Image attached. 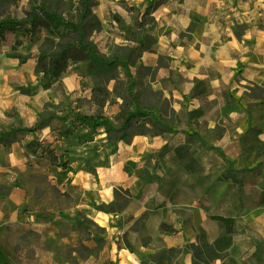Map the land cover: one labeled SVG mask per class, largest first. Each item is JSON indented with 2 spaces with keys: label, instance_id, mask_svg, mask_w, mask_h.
I'll use <instances>...</instances> for the list:
<instances>
[{
  "label": "crops",
  "instance_id": "1",
  "mask_svg": "<svg viewBox=\"0 0 264 264\" xmlns=\"http://www.w3.org/2000/svg\"><path fill=\"white\" fill-rule=\"evenodd\" d=\"M95 1L101 27L136 25L144 32L141 41H126L142 48L145 39L152 41L130 65L148 69V88L159 96L158 105L143 104L140 132L109 141L105 129L96 127L91 161L98 180L93 195L84 191L94 204L113 206L109 212L94 209L96 221L123 234L132 250L121 247L138 255L152 254L157 238L169 248L203 242L213 253L248 257L264 241V0ZM45 35L41 29L17 47L30 56L25 62L0 53L4 125L13 107L28 116L24 123L33 124L53 84L73 87L71 77L60 75L50 87L39 84L26 102L16 89L42 79L34 70V54ZM77 64L70 63L66 75L76 72ZM84 131L57 137L48 126L10 147L0 145V187L8 189L0 193V225L22 220L24 192L13 186L10 172L26 166V144L51 143L56 154L63 144L71 156L89 142L80 139ZM64 160L69 170L84 165L72 157ZM80 174L91 185L93 174ZM119 220L126 225L120 228ZM192 258L187 256V264ZM214 264H220L218 258Z\"/></svg>",
  "mask_w": 264,
  "mask_h": 264
},
{
  "label": "rangeland",
  "instance_id": "2",
  "mask_svg": "<svg viewBox=\"0 0 264 264\" xmlns=\"http://www.w3.org/2000/svg\"><path fill=\"white\" fill-rule=\"evenodd\" d=\"M30 1L32 0H0V11L5 10L11 16L21 18L28 10ZM52 1L46 0L49 4ZM77 1L59 0L62 14L75 18ZM142 36L144 32L138 30L136 25L130 29L108 25L92 33L90 39L93 44L100 53L110 57L116 66L101 79H95L86 73V64L79 62L76 72L66 75L68 71L66 68L61 73V77L72 78V88L58 82L51 87L52 96L48 99L39 98L40 101L45 99L43 108L44 104L49 105V111L57 116L49 126L58 135L57 137L70 133L65 132L64 123H70L75 112L101 119L107 118L112 124L111 134L116 137L115 140L143 130L142 116L133 117L129 121V115L144 113L142 112L144 103L158 105L159 96L148 88V69H143L142 65L136 68H134L135 64L130 65V62L133 63L145 48L151 49L152 41L145 39L142 48V44H130L126 39L134 38L140 42ZM2 52H5L7 57L19 59L20 62L25 61H22L18 55L30 57L6 44H0V53ZM38 54L39 49L34 56ZM134 69L136 71L132 74ZM110 75L112 78H107ZM146 75L148 76L145 77ZM97 83L107 91L100 101L92 98V89ZM39 84L44 88L50 87L44 84L42 77L40 81L38 79L32 83L24 82L16 89L26 102L36 95ZM259 93L256 91V94ZM150 113L155 117L154 108ZM5 116L8 122L4 125L0 121V129L11 124L23 127L32 124L24 123L28 116L18 107L10 109ZM125 122L128 124L119 131ZM96 127L105 129L108 140L113 141L109 139L106 125L94 126L90 121L88 124L76 127L87 129L82 132L80 139L86 138L84 141L89 142L86 146L82 145L81 148L75 149L71 156L68 155L67 149H63V144L55 148L58 153L57 164L52 163L45 155H32L27 152L26 160L24 159L26 166L20 171L10 172L14 177L13 186L24 192L23 200H20V203L23 202L19 207L22 220L13 223L2 221L0 264H187L189 261L187 262L186 258L189 254L193 255L192 264H214L217 258L220 264H264V241L257 243L256 250L243 259H235L228 254L213 253L203 242L198 246L181 245L169 248L161 240L154 238L156 250L152 254L139 253V255L135 251L130 253L121 247L124 243L123 234L118 233L116 229L112 231L109 226L100 224L95 218V210L109 212L113 206L94 204L84 191L88 190L87 192L93 195L94 182L98 180L91 161L95 158L92 147L98 145L94 139ZM115 129H118V132H115ZM66 156L81 160L84 165L70 171L67 165L63 164L67 162L64 160ZM81 170L93 174V177H89L91 185L88 184L85 176H80ZM79 184H83V188ZM6 191L8 192V189L0 187V193ZM139 220L134 221L133 225ZM125 225L126 220L118 221L120 228Z\"/></svg>",
  "mask_w": 264,
  "mask_h": 264
},
{
  "label": "trees",
  "instance_id": "3",
  "mask_svg": "<svg viewBox=\"0 0 264 264\" xmlns=\"http://www.w3.org/2000/svg\"><path fill=\"white\" fill-rule=\"evenodd\" d=\"M29 3L28 10L21 18L11 16L5 10L0 11V44L10 45L12 49H17L23 42L31 41L37 32L44 29L46 35L39 46V54L36 56L34 70L42 73L45 85L49 86L51 81L58 78L70 63L84 62L86 73L95 79H101L115 68L116 64L113 63L112 59L100 53L90 39L92 33L101 28L100 20L93 12L96 5L95 0H78L76 2L75 18L66 17L62 14L59 9V0H53L50 4L46 0H32ZM150 9L151 6L145 10L143 15L149 13ZM18 56L22 61H26L28 58ZM107 78H112V76L110 75ZM98 84L92 89V98L96 101H100L107 94L105 88L99 87ZM139 116H143V113L129 115V121L131 118ZM72 117L70 123H64L65 132H72L76 127L92 121L94 126L106 125L109 139H116L111 134L112 124L107 118L101 119L78 112H75ZM56 118L55 113L49 111V105L44 104L43 110L39 112L36 121L31 126L23 127L22 125L11 124L1 128L0 145L10 147L14 143L21 142L27 133L41 131L43 128L50 126ZM127 124V122L123 123L119 131ZM114 131L118 132V129ZM26 148L30 154L45 155L52 163L57 164V154L48 143L35 139L29 141ZM63 164L66 166L65 163ZM126 171L131 173L127 166ZM224 222L227 230H231L227 221ZM165 227V224L160 225L161 229ZM122 239L125 248L131 251L132 246L125 236Z\"/></svg>",
  "mask_w": 264,
  "mask_h": 264
}]
</instances>
